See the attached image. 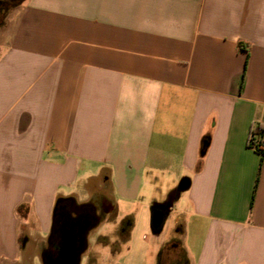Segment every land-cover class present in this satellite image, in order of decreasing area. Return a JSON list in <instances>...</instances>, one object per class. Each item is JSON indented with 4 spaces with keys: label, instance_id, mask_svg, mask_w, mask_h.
Listing matches in <instances>:
<instances>
[{
    "label": "crops",
    "instance_id": "obj_1",
    "mask_svg": "<svg viewBox=\"0 0 264 264\" xmlns=\"http://www.w3.org/2000/svg\"><path fill=\"white\" fill-rule=\"evenodd\" d=\"M255 125L264 0H21L0 25V264H42L62 205L97 218L82 264H264ZM170 221L148 261L136 225Z\"/></svg>",
    "mask_w": 264,
    "mask_h": 264
},
{
    "label": "flooded vegetation",
    "instance_id": "obj_2",
    "mask_svg": "<svg viewBox=\"0 0 264 264\" xmlns=\"http://www.w3.org/2000/svg\"><path fill=\"white\" fill-rule=\"evenodd\" d=\"M96 221L91 208L75 209L70 205L56 207L50 245L42 254V264H82L86 257L85 239ZM85 264H94V260L88 258Z\"/></svg>",
    "mask_w": 264,
    "mask_h": 264
},
{
    "label": "rangeland",
    "instance_id": "obj_3",
    "mask_svg": "<svg viewBox=\"0 0 264 264\" xmlns=\"http://www.w3.org/2000/svg\"><path fill=\"white\" fill-rule=\"evenodd\" d=\"M0 2L2 3L0 5V7H4L3 5L7 6V5H11L13 3L15 4H19L21 2V0H0ZM5 11H0V24L3 22L4 18L2 17V15H4ZM175 229V227L173 226L172 222H167L162 230V235L161 237L158 238H154L152 235H145V231H144V225L142 223H138L136 225V229L134 230V234H135V240H134V245H137L138 247H142V245L146 246L148 251H147V256L146 259L149 261L151 258V251H152V247L159 241L163 240V238L166 237V235L169 234V231H173ZM148 230L149 232H151L150 230V224L148 226ZM129 253H126V251L124 252V254L121 256V260L123 261L124 259H126V257L128 256ZM100 259L102 260V264H120V261H116L114 260L113 256L109 255V254H104L101 255Z\"/></svg>",
    "mask_w": 264,
    "mask_h": 264
},
{
    "label": "trees",
    "instance_id": "obj_4",
    "mask_svg": "<svg viewBox=\"0 0 264 264\" xmlns=\"http://www.w3.org/2000/svg\"><path fill=\"white\" fill-rule=\"evenodd\" d=\"M2 3L0 2V5ZM15 3L11 5H3L4 7H0V11H5L3 18H5L7 11L14 7ZM3 23V22H2ZM1 23V24H2ZM0 24V25H1ZM247 147L252 149L255 153H257L260 157H262L264 150V125H255L252 126L249 130L248 138H247ZM184 185V182H181V186ZM164 213L159 209V207L154 206L151 209V218H150V227L153 232L159 231L162 224Z\"/></svg>",
    "mask_w": 264,
    "mask_h": 264
},
{
    "label": "water",
    "instance_id": "obj_5",
    "mask_svg": "<svg viewBox=\"0 0 264 264\" xmlns=\"http://www.w3.org/2000/svg\"><path fill=\"white\" fill-rule=\"evenodd\" d=\"M160 209H162L163 211H168L169 209V204L165 205V206H160ZM78 262V261H77Z\"/></svg>",
    "mask_w": 264,
    "mask_h": 264
}]
</instances>
